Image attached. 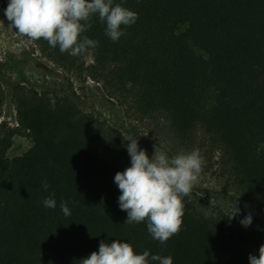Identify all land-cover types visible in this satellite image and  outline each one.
<instances>
[{"label": "trees", "instance_id": "16d2710c", "mask_svg": "<svg viewBox=\"0 0 264 264\" xmlns=\"http://www.w3.org/2000/svg\"><path fill=\"white\" fill-rule=\"evenodd\" d=\"M2 7L44 59L100 84L128 116L164 123L176 148L201 145L202 133L240 214L215 208L206 191L174 189L155 144L85 112L71 78L33 84L0 65V264H264V212L249 204L264 202V0ZM9 101L15 128L1 121ZM15 137L32 146L9 159Z\"/></svg>", "mask_w": 264, "mask_h": 264}, {"label": "rangeland", "instance_id": "374dc122", "mask_svg": "<svg viewBox=\"0 0 264 264\" xmlns=\"http://www.w3.org/2000/svg\"><path fill=\"white\" fill-rule=\"evenodd\" d=\"M23 18L28 26L51 34L47 25L37 16L24 12ZM185 30L186 27H179L178 33ZM85 62L86 65L92 64V55L87 56ZM0 65L5 66L3 73L6 77L17 79V71L20 78L33 84L46 81L58 83L65 77L71 78L76 94L85 106V112L92 108L116 127L122 124L132 125L139 138L148 139L155 144L159 168L174 189L196 193L201 191L202 198L205 197L203 192L206 191L208 192L206 196L208 199L210 197L215 208L240 214L238 207L228 198L235 192L228 186V179L221 168L220 154L209 146L202 133L201 145L190 149H178L176 144L165 136L164 123L130 117L123 106L106 96L100 84L66 75L42 57L34 38L20 27L16 17L4 11L2 0H0ZM1 121L6 122L11 128L16 127L15 107L12 102L9 101L4 106ZM31 146L28 138L15 137L7 157L9 159L19 157ZM249 204L256 212H264V202L250 201Z\"/></svg>", "mask_w": 264, "mask_h": 264}]
</instances>
